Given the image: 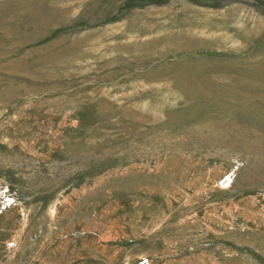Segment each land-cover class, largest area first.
<instances>
[{
    "label": "rangeland",
    "instance_id": "374dc122",
    "mask_svg": "<svg viewBox=\"0 0 264 264\" xmlns=\"http://www.w3.org/2000/svg\"><path fill=\"white\" fill-rule=\"evenodd\" d=\"M0 264H264V0H0Z\"/></svg>",
    "mask_w": 264,
    "mask_h": 264
}]
</instances>
